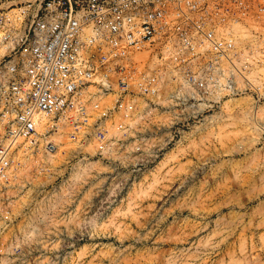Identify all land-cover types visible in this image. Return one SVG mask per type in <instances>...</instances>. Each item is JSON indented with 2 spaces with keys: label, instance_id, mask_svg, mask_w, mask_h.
Returning <instances> with one entry per match:
<instances>
[{
  "label": "built area",
  "instance_id": "obj_1",
  "mask_svg": "<svg viewBox=\"0 0 264 264\" xmlns=\"http://www.w3.org/2000/svg\"><path fill=\"white\" fill-rule=\"evenodd\" d=\"M239 98L264 101V0H0V260L37 182L142 158L148 118Z\"/></svg>",
  "mask_w": 264,
  "mask_h": 264
},
{
  "label": "rangeland",
  "instance_id": "obj_2",
  "mask_svg": "<svg viewBox=\"0 0 264 264\" xmlns=\"http://www.w3.org/2000/svg\"><path fill=\"white\" fill-rule=\"evenodd\" d=\"M239 99L148 118L142 158L37 182L0 264H264V101Z\"/></svg>",
  "mask_w": 264,
  "mask_h": 264
},
{
  "label": "bare ground",
  "instance_id": "obj_3",
  "mask_svg": "<svg viewBox=\"0 0 264 264\" xmlns=\"http://www.w3.org/2000/svg\"><path fill=\"white\" fill-rule=\"evenodd\" d=\"M244 100V99H243ZM241 99H238V100H235V99H230V100H227L225 103H227V104H229L230 102L232 103V104H236V105H239L240 103H241ZM246 101V100H245ZM247 104H249L248 102H247ZM207 105H206V103H199V104H197V105H195L194 107L195 108H198V110H200V109H202V108H204V107H206ZM250 109V108H249ZM259 111V110H258ZM258 111H252V110H246V115L250 112L251 113V115H247V116H252V117H254V116H256L257 114L258 115H260L259 114V112ZM262 114V113H261ZM96 163L94 162V163H91V164H89L88 163V165H87V167H85L84 169H83V171H84V175L85 174H88V172H89V170L95 165ZM82 176V174H78V177H81ZM80 179V178H79ZM34 231H36L37 233L38 232H40V226H36V228L34 229ZM7 257H5V259H6Z\"/></svg>",
  "mask_w": 264,
  "mask_h": 264
}]
</instances>
